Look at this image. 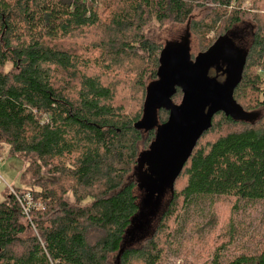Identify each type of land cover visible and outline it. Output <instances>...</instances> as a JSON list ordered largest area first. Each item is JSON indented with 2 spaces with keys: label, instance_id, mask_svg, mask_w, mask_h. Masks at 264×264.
<instances>
[{
  "label": "trees",
  "instance_id": "obj_1",
  "mask_svg": "<svg viewBox=\"0 0 264 264\" xmlns=\"http://www.w3.org/2000/svg\"><path fill=\"white\" fill-rule=\"evenodd\" d=\"M207 2L214 4L211 18L192 20ZM243 2L0 0V142L7 156L25 161L23 178L36 179L31 189L15 188L30 194L27 215L9 190L0 201V264H160L199 200L233 197L236 210L241 202L264 200V115L257 110L264 106V8L263 0H250V10ZM244 18L252 27L233 99L257 115L240 120L216 113L200 138L216 136L198 139L155 229L135 245L125 242L140 212L135 168L155 138L154 129L133 126L163 48L146 36L150 21H187L189 32L209 40L204 52ZM212 31L213 39L206 37ZM113 70L121 73L117 84L113 73L104 75ZM176 94L182 95L179 88L172 100ZM157 115L163 123L168 111ZM43 169L51 177L40 180ZM68 192L91 203L70 204ZM228 226L232 233L231 220ZM224 248L214 250L209 264H264V233L254 251L223 260Z\"/></svg>",
  "mask_w": 264,
  "mask_h": 264
},
{
  "label": "water",
  "instance_id": "obj_2",
  "mask_svg": "<svg viewBox=\"0 0 264 264\" xmlns=\"http://www.w3.org/2000/svg\"><path fill=\"white\" fill-rule=\"evenodd\" d=\"M189 35L190 32L180 41H168L162 48L157 79L148 86L142 115L133 125L138 130H155L154 140L148 150L140 153L135 168L137 186L143 195L140 212L142 207L152 205L158 210L164 195L172 193L176 178L198 139L211 127L216 113L222 111L240 120H250L257 115L244 111L233 99L246 49L236 46L232 38L225 35L192 58ZM213 66L222 72L223 81L209 75ZM177 88L182 93L178 104L172 100ZM161 109L168 111L163 123L158 122L157 114ZM144 166L147 168L143 170ZM135 227L139 228L138 224Z\"/></svg>",
  "mask_w": 264,
  "mask_h": 264
},
{
  "label": "rangeland",
  "instance_id": "obj_3",
  "mask_svg": "<svg viewBox=\"0 0 264 264\" xmlns=\"http://www.w3.org/2000/svg\"><path fill=\"white\" fill-rule=\"evenodd\" d=\"M251 5L250 0H244L242 3V7L245 10H250ZM213 6L214 4L207 2L203 8L200 7L195 9L191 19L196 20L204 16H207V19L211 18L210 10L213 9ZM261 7L264 8V0ZM244 19L243 22H240L230 31L229 36L238 47L246 49L249 45L252 22L246 18ZM145 33L148 38L156 41L164 48L168 41H180L189 31H187V21L176 23L172 20H167L159 23L152 19ZM216 33V31L209 32L206 34V37H214ZM188 39L192 58L198 53L203 52L204 47L209 41L207 38L201 40L198 34L194 33L191 28ZM255 70L258 71L259 68H255ZM101 73L104 72L102 71ZM119 74L121 73L113 70L104 75H110L109 77L112 78V83L117 84L119 80H117L118 77L116 75ZM104 79L109 81V78L105 77ZM262 89L263 92L259 95V98L264 100V82L262 84ZM140 94L141 93L138 91L134 96L137 104L140 103ZM181 98V94H176L173 100L174 103H180ZM242 100L246 101V97ZM128 104H132V107L134 109L136 108L132 101ZM128 104L126 105L127 108H129ZM257 110H259L258 113L264 115V106ZM164 118H166V115L163 116V119ZM214 136H216L215 132H209L202 140V137L200 138L201 143ZM7 148L8 146L6 144L0 142V151H7ZM25 167V161L17 156L5 155V158L0 161V201L4 198V194L8 191L9 187L14 189H31L34 187L36 179L28 182L23 178ZM49 177L51 176L43 169L39 179L44 180ZM183 180L184 178L180 177L175 183L176 189L181 188ZM137 192L138 201H141L143 196L142 192L138 188ZM169 196L170 195L166 193L160 200L158 210H156L154 205L150 207L141 206V212L135 221L134 228L126 236L125 242L128 241L135 245L143 237L151 234L157 225L158 216L165 208ZM64 198L73 205L85 206L91 203V198L78 200L71 192H68ZM235 203V198L233 197L219 196L211 202L207 199H203L191 205L186 211L185 216L181 219L178 234L174 236L175 241L167 251L166 249L164 250V257L160 264H209L214 250L218 247H225L222 250L223 260L232 259L241 251H254L258 247L260 238L264 233V200L253 201L248 204L241 202L237 210L233 209ZM36 207H40V205L36 204ZM230 220L232 226L235 227L232 233L228 226ZM137 224L139 228L135 227Z\"/></svg>",
  "mask_w": 264,
  "mask_h": 264
},
{
  "label": "built area",
  "instance_id": "obj_4",
  "mask_svg": "<svg viewBox=\"0 0 264 264\" xmlns=\"http://www.w3.org/2000/svg\"><path fill=\"white\" fill-rule=\"evenodd\" d=\"M5 155H6V151H0V161L5 158ZM8 190L11 194H13L16 197L18 203H20V205H21L23 213L27 215L29 212V209L33 206L30 194L26 193V194L21 196L12 187H9Z\"/></svg>",
  "mask_w": 264,
  "mask_h": 264
},
{
  "label": "flooded vegetation",
  "instance_id": "obj_5",
  "mask_svg": "<svg viewBox=\"0 0 264 264\" xmlns=\"http://www.w3.org/2000/svg\"><path fill=\"white\" fill-rule=\"evenodd\" d=\"M234 42V41H233ZM235 45H236V43H234ZM237 46V45H236ZM211 72H214V73H216V74H218V73H221L222 74V72L221 71H216V67L215 66H213V67H211L210 69H209V73H211ZM212 76V75H211ZM222 76L224 77V75L222 74ZM215 77H217V76H215ZM218 79V78H217ZM219 81V80H218Z\"/></svg>",
  "mask_w": 264,
  "mask_h": 264
}]
</instances>
